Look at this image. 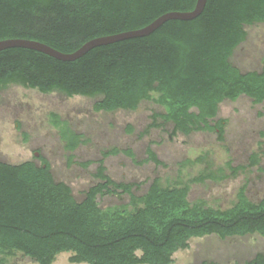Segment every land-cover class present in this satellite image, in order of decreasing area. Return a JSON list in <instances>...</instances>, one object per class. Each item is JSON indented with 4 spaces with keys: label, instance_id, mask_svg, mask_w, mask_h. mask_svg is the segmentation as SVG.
I'll return each instance as SVG.
<instances>
[{
    "label": "trees",
    "instance_id": "1",
    "mask_svg": "<svg viewBox=\"0 0 264 264\" xmlns=\"http://www.w3.org/2000/svg\"><path fill=\"white\" fill-rule=\"evenodd\" d=\"M197 1L0 0V41L31 40L74 54L92 40L143 29L169 13L192 12ZM259 24L264 0H208L194 20L168 21L149 36L100 46L71 62L7 49L0 52V90L19 84L43 94L98 99V113L135 112L151 102L159 108L151 128L171 129L172 136L218 132L223 137L222 103L246 96L264 104V59L251 71L234 62L247 29ZM63 138L71 152L82 144V136L68 129ZM148 155V161L163 164L151 147ZM104 162L99 161L96 184L78 200L43 156L20 164L0 160V264L18 254L53 264L64 253L71 254L72 264H172L192 239L264 237V198L254 203L245 189L226 210L192 204L190 185L163 186L159 178L137 196L142 185L114 181ZM209 177L217 178L193 182ZM124 195L130 197L127 205L99 203L101 197ZM245 264H264V252Z\"/></svg>",
    "mask_w": 264,
    "mask_h": 264
},
{
    "label": "rangeland",
    "instance_id": "2",
    "mask_svg": "<svg viewBox=\"0 0 264 264\" xmlns=\"http://www.w3.org/2000/svg\"><path fill=\"white\" fill-rule=\"evenodd\" d=\"M247 31L248 39L234 62L244 71L258 70L264 59V24ZM97 100L60 92L43 94L19 84L1 89L0 160L20 164L39 153L50 163L55 178L67 183L78 200L96 184L102 159L106 174L114 181L142 185L137 196L159 178L163 186L190 185L189 202L206 208L233 207L242 189L254 203L264 198V104L246 96L222 103L219 117L227 121L223 137L218 132L172 136L171 129L150 127L152 114L159 110L154 103L145 102L135 112L98 113L94 110ZM54 115L61 120L59 126ZM64 129L82 136L74 152L67 149ZM150 147L162 165L148 161ZM129 150L134 158L127 154ZM254 159L258 163L252 165ZM88 162L87 168L81 165ZM207 175L217 178L193 182ZM99 203L102 208L127 205L130 197L106 196ZM260 252H264V237L259 235L226 240L210 236L192 239L187 249L174 254L172 264H245ZM70 257L61 254L53 264H72ZM4 264L37 263L18 254Z\"/></svg>",
    "mask_w": 264,
    "mask_h": 264
},
{
    "label": "water",
    "instance_id": "3",
    "mask_svg": "<svg viewBox=\"0 0 264 264\" xmlns=\"http://www.w3.org/2000/svg\"><path fill=\"white\" fill-rule=\"evenodd\" d=\"M207 1L208 0H198L195 10L192 12H185V13L176 12V13L166 14L158 18L152 24H150L149 26L143 29L92 40L88 42L87 44H85L80 50H78L74 54H64V53H61L53 49L52 47L46 44L36 42V41H31V40H25V39H10V40H5V41H0V52L7 50V49H12V48H22V49H29V50L43 53L59 61L71 62V61H75L81 58L82 56H84L85 54H87L89 51H91L94 48L113 44V43L120 42V41L127 40V39L142 38V37L149 36L168 21L194 20L202 14L203 10L205 9ZM39 156L40 154L36 153L35 157H39Z\"/></svg>",
    "mask_w": 264,
    "mask_h": 264
},
{
    "label": "flooded vegetation",
    "instance_id": "4",
    "mask_svg": "<svg viewBox=\"0 0 264 264\" xmlns=\"http://www.w3.org/2000/svg\"><path fill=\"white\" fill-rule=\"evenodd\" d=\"M41 156L37 157V158H40Z\"/></svg>",
    "mask_w": 264,
    "mask_h": 264
}]
</instances>
